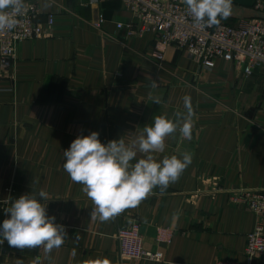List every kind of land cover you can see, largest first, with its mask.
I'll list each match as a JSON object with an SVG mask.
<instances>
[{
	"label": "crops",
	"instance_id": "obj_1",
	"mask_svg": "<svg viewBox=\"0 0 264 264\" xmlns=\"http://www.w3.org/2000/svg\"><path fill=\"white\" fill-rule=\"evenodd\" d=\"M38 2L43 22L55 16L51 35L22 41L8 73L0 63V223L14 198L44 189L47 213L66 235L51 252L0 242V264H164L120 256L118 229L133 221L144 247L165 261L264 264L244 253L257 217L233 199L243 189H264V67L246 76L217 59L209 69L153 33L127 37L116 23L134 15L116 0ZM258 2L264 0H232L221 21L264 19ZM185 95L193 104L191 139L173 133L164 152L152 154L159 160L188 151L192 163L135 208L106 222L92 219V201L64 171L63 151L92 131L104 143L122 137L134 144L155 115L175 120L185 112ZM145 155L137 151V159Z\"/></svg>",
	"mask_w": 264,
	"mask_h": 264
},
{
	"label": "clouds",
	"instance_id": "obj_2",
	"mask_svg": "<svg viewBox=\"0 0 264 264\" xmlns=\"http://www.w3.org/2000/svg\"><path fill=\"white\" fill-rule=\"evenodd\" d=\"M194 23L207 27L219 25L232 12V0H183ZM25 0H0V31L15 28L26 8ZM185 112L176 113L175 120L166 115H155L143 126L134 144L121 137L104 143L100 133H81L70 147L63 151V169L70 179L83 185L92 201V219L106 222L125 209L135 208L153 189L164 191L175 183L192 163V155L184 151L180 156L157 158L152 153L165 150V139L178 133L181 139H191L193 104L190 96L183 97ZM155 103H160L157 99ZM137 151L146 154L137 159ZM49 193H25L5 207L8 218L0 223V242L19 249L43 246L51 252L64 243L66 235L62 225L47 213ZM175 219V217H174ZM96 264H109L107 259Z\"/></svg>",
	"mask_w": 264,
	"mask_h": 264
},
{
	"label": "built area",
	"instance_id": "obj_3",
	"mask_svg": "<svg viewBox=\"0 0 264 264\" xmlns=\"http://www.w3.org/2000/svg\"><path fill=\"white\" fill-rule=\"evenodd\" d=\"M115 1V0H101ZM134 15L129 23L117 22V29L127 37H143L153 33L166 47L185 50L198 64L213 68L217 59L236 63L246 76L264 67V19H240L235 24L221 21L207 27L194 23L183 0H116ZM26 8L18 16V25L11 30L0 31V63L4 74L14 68L18 45L27 39L49 37L54 24V14L43 22L38 0H25ZM256 13L264 14V3L258 2ZM98 26L104 22L99 16ZM163 52L155 56L163 58ZM235 203H244L257 217L255 228L247 235L245 255L248 259H264V189L247 188L234 197ZM162 238V235L161 237ZM119 253L123 258L145 259L164 264H199L165 261L160 251L147 250L139 221L120 226L117 232ZM213 264H239L237 261L220 260Z\"/></svg>",
	"mask_w": 264,
	"mask_h": 264
},
{
	"label": "water",
	"instance_id": "obj_4",
	"mask_svg": "<svg viewBox=\"0 0 264 264\" xmlns=\"http://www.w3.org/2000/svg\"><path fill=\"white\" fill-rule=\"evenodd\" d=\"M262 16H264V15H262Z\"/></svg>",
	"mask_w": 264,
	"mask_h": 264
}]
</instances>
